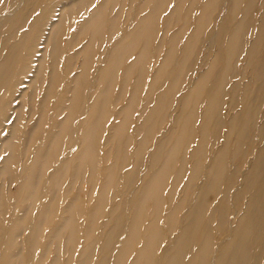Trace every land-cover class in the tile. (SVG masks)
<instances>
[{
	"label": "bare ground",
	"instance_id": "bare-ground-1",
	"mask_svg": "<svg viewBox=\"0 0 264 264\" xmlns=\"http://www.w3.org/2000/svg\"><path fill=\"white\" fill-rule=\"evenodd\" d=\"M0 264H264V0H0Z\"/></svg>",
	"mask_w": 264,
	"mask_h": 264
},
{
	"label": "rangeland",
	"instance_id": "rangeland-1",
	"mask_svg": "<svg viewBox=\"0 0 264 264\" xmlns=\"http://www.w3.org/2000/svg\"><path fill=\"white\" fill-rule=\"evenodd\" d=\"M254 12H255V9H254ZM257 12H259L258 11V9L256 10V13ZM256 13H255V15H256ZM258 14V13H257ZM84 16V15H83ZM83 19V17L81 16L80 18H79V20H82ZM177 29H178V26H177ZM184 29V27H182V30ZM173 31V29L171 30V32ZM186 32V31H185ZM249 38H250V36H249ZM184 39H185V37H181V38H179L178 39V41H177V44H178V46H179V48L181 47V44L184 42ZM209 46V45H208ZM215 46L211 49V52L209 53V51H207V50H205V46L202 44V45H200L198 48H197V50H196V52H195V57H194V59H193V61H192V74H189L188 75V77L187 78H189L190 77V75H192V79H194V78H196V76H198L199 74H200V72L202 71V70H205L206 69V66L205 65H203V64H205V62L203 63V60L201 59L202 58V56L203 55H205L206 54V57L207 56H210V58H211V55H213V52L215 51ZM37 55V54H36ZM150 55H151V62H150V65H149V72H153V68L155 67V65H156V62H154V61H156L155 60V52H154V50H153V48H152V51H151V53H150ZM132 60V58L131 57H129V58H127L126 60H125V62L123 63L124 65H126V64H128L130 61ZM210 61V59H208V62ZM238 64L240 65L241 64V60H239L238 61ZM95 65H97V60H96V62H95V64H94V66ZM241 70V69H240ZM76 71H79V70H72V74L73 73H75ZM92 73H94L95 72V70H94V68H92ZM242 76V74H241V71H240V73H238V75H237V77L235 78V80H238L240 77ZM246 77H248L247 76V73H246ZM246 80V79H245ZM146 90L147 89H143L142 91L143 92H146ZM200 110L201 109H199L198 111H199V113L198 114H200ZM225 111V110H224ZM137 115H138V113H136V111L134 112V114L132 115V119L133 120H136V118H137ZM199 123H200V118H198L197 119V121H196V124L197 125H199ZM168 124V123H167ZM163 130L161 129L160 130V132H159V134L162 132ZM143 169L141 168L140 169V171H142ZM182 185H183V181L179 184V186L177 187V189H176V192H175V195L177 196V195H179V193H180V189H181V187H182ZM9 190L10 191H14V186H9ZM84 190L85 191H87V189H86V187L84 188ZM167 190L168 189H164V193L166 194L167 193ZM96 194V192L94 191L93 192V195H95ZM105 222V219L102 217V218H100V219H98L97 220V224H98V226L100 227L103 223ZM44 232H46V229L44 230Z\"/></svg>",
	"mask_w": 264,
	"mask_h": 264
}]
</instances>
